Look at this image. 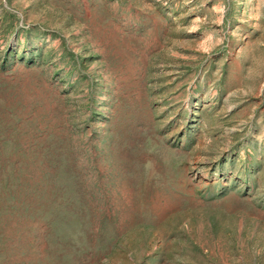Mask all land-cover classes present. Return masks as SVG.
<instances>
[{
    "label": "rangeland",
    "instance_id": "1",
    "mask_svg": "<svg viewBox=\"0 0 264 264\" xmlns=\"http://www.w3.org/2000/svg\"><path fill=\"white\" fill-rule=\"evenodd\" d=\"M0 264H264V0H0Z\"/></svg>",
    "mask_w": 264,
    "mask_h": 264
}]
</instances>
